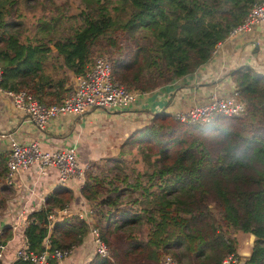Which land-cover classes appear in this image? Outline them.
Wrapping results in <instances>:
<instances>
[{
  "label": "trees",
  "instance_id": "trees-1",
  "mask_svg": "<svg viewBox=\"0 0 264 264\" xmlns=\"http://www.w3.org/2000/svg\"><path fill=\"white\" fill-rule=\"evenodd\" d=\"M261 1L79 0L73 11L55 0H0V87L58 98L69 71L81 74L106 55L115 80L149 92L195 72ZM230 75L244 113L190 123L156 113L116 154L89 161L79 192L91 220L73 215L50 226L48 214L75 196L57 186L28 214L29 248L47 249L56 264L51 252L73 250L92 225L110 255L94 252L88 264H162L165 254L181 264H223L237 257L241 231L255 237L245 264H264V75L247 65ZM6 162L0 156V217L13 194ZM163 218L178 229L159 244L150 232ZM11 237L7 222L0 245Z\"/></svg>",
  "mask_w": 264,
  "mask_h": 264
},
{
  "label": "crops",
  "instance_id": "crops-1",
  "mask_svg": "<svg viewBox=\"0 0 264 264\" xmlns=\"http://www.w3.org/2000/svg\"><path fill=\"white\" fill-rule=\"evenodd\" d=\"M242 65H247L251 70L264 75V20L254 24L251 29L236 36H229L218 43L211 57L192 74L152 91L138 92L135 100L124 110H107L115 114L113 120L111 118L107 120L109 124L114 125L111 129L101 126L102 122L92 121V113H97V110H90L82 117L72 113H61L40 129L26 115L15 109L8 93L0 90V156L8 157L12 138L20 142L36 140L43 150L75 145L79 161L85 164L94 159L114 155L122 141L134 130L148 123L156 113L174 114L177 110L229 93L235 86L230 73ZM68 74V85L61 89L60 96L47 97L44 101L53 102L66 94L77 75L72 71ZM88 117L90 120H87ZM37 182L34 186L37 192L34 199L36 205L41 194L44 196L53 190V188L50 190L47 181ZM30 185L31 177L27 172H22L16 184L10 185L14 196L9 198V204L0 217L1 226L9 223L12 216L18 212ZM66 187L72 189L75 195L70 206L75 209L88 207L76 183L70 182ZM241 235L243 237L240 239ZM236 237L239 245L235 264H245L255 237L252 233L241 231L236 233ZM12 251L13 246L10 245L5 253L7 262L12 259ZM93 254V239L88 233L84 241L57 264H87Z\"/></svg>",
  "mask_w": 264,
  "mask_h": 264
},
{
  "label": "built area",
  "instance_id": "built-area-1",
  "mask_svg": "<svg viewBox=\"0 0 264 264\" xmlns=\"http://www.w3.org/2000/svg\"><path fill=\"white\" fill-rule=\"evenodd\" d=\"M264 20V0L251 5V8L242 23L229 32V36H236L259 21ZM214 51V50H213ZM3 71L0 67V81ZM5 91L12 98L15 109L26 115L27 118L36 124L40 129L50 121L58 117L61 113H72L75 116H84L90 110L103 108L107 110H124L135 100L137 91L128 90L112 76L111 63L106 55L97 56L90 62L83 73L77 74L72 87L66 94L53 102L40 101L32 93L25 89ZM246 102L240 98L236 86L221 97H213L210 100L196 103L186 109L177 110L173 117L180 122H206L216 115L238 116L245 112ZM6 182L10 185L16 184L22 172H27L31 177V185L26 192V198L10 219L12 237L5 245H0V264H10L15 259L31 261L33 264H49V252L47 249L36 252L29 248L24 238V227L28 222V214L44 204L46 195L38 197V204H34L35 184L38 181H47L50 190L60 185L67 186L70 182L76 183L80 188L85 178V170L88 164L81 163L78 159L75 145L65 147H54L49 150L40 148L36 140L20 142L15 139L10 141V152L7 157ZM37 182V183H38ZM85 209L73 208L70 202L61 208H54L49 214L50 226L52 222L61 220L64 217L78 216L87 221L91 220L92 208L88 201ZM94 244V252L109 256V248L105 241L99 236L98 228L90 227L89 231ZM46 246L48 239H45ZM12 245V259L7 262L6 250ZM72 251V250H71ZM69 251L62 252L56 248L51 252L57 263L70 254ZM230 254L224 259L223 264H232L235 260ZM56 263V264H57ZM88 264V263H87ZM162 264H181L173 259L171 255L165 254Z\"/></svg>",
  "mask_w": 264,
  "mask_h": 264
},
{
  "label": "rangeland",
  "instance_id": "rangeland-1",
  "mask_svg": "<svg viewBox=\"0 0 264 264\" xmlns=\"http://www.w3.org/2000/svg\"><path fill=\"white\" fill-rule=\"evenodd\" d=\"M55 2L57 4L65 3V4H67L66 6L68 9H72L74 11L76 9L78 3H79V0H55ZM35 12L37 14H39L41 12L40 8L36 7ZM96 110H97V113H92V115H93L92 121L95 123L102 122L101 126H106V127H109V129H111V127L114 125L109 124L108 121L110 120V118L113 120V116H115V114H113L112 112L107 111V109H103V108H97ZM111 110H116V109H111ZM123 112H125V111H123ZM108 118H109V120H108ZM87 120H90V117H88ZM89 123H91V122L89 121ZM117 135L118 134H116L115 136L117 137ZM9 196L12 198V196H14V195L10 194ZM177 229H178L177 223H174L172 220H167V219L163 218L160 222L157 223L156 227L150 232V236H151L152 240L161 244L166 239H168L167 237H171L177 231ZM242 237H243V235L240 236V239ZM236 262H237V258H235V260L232 264H235Z\"/></svg>",
  "mask_w": 264,
  "mask_h": 264
},
{
  "label": "water",
  "instance_id": "water-1",
  "mask_svg": "<svg viewBox=\"0 0 264 264\" xmlns=\"http://www.w3.org/2000/svg\"><path fill=\"white\" fill-rule=\"evenodd\" d=\"M253 42H254V41H253ZM247 43H250V42H246V44H247ZM255 43H256V46H258V43H257V42H255Z\"/></svg>",
  "mask_w": 264,
  "mask_h": 264
}]
</instances>
